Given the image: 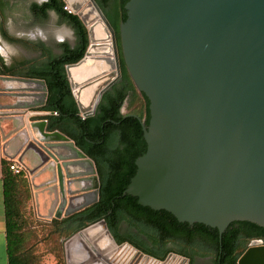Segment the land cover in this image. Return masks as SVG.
I'll use <instances>...</instances> for the list:
<instances>
[{
	"label": "water",
	"instance_id": "95a60500",
	"mask_svg": "<svg viewBox=\"0 0 264 264\" xmlns=\"http://www.w3.org/2000/svg\"><path fill=\"white\" fill-rule=\"evenodd\" d=\"M64 1L88 29L85 55L66 65L87 118L121 78L117 37L96 0ZM126 7L128 19L120 26L124 59L150 99L151 118L148 125L142 121L147 152L137 159L124 195L179 221L217 227L220 235L234 221L264 227V0H129ZM96 28L102 36L96 37ZM92 60L109 67L75 81L72 69ZM0 81V96L15 98L0 104V116L14 121L21 151L50 176L44 185L56 199L49 218L96 202L100 180L93 159L68 135L48 130L42 118L52 114L42 109L46 81L6 74ZM98 82L85 106L81 91ZM96 223L106 226L125 257L162 261L129 242L119 244L104 219L89 226ZM238 264H264V245L247 249Z\"/></svg>",
	"mask_w": 264,
	"mask_h": 264
},
{
	"label": "trees",
	"instance_id": "16d2710c",
	"mask_svg": "<svg viewBox=\"0 0 264 264\" xmlns=\"http://www.w3.org/2000/svg\"><path fill=\"white\" fill-rule=\"evenodd\" d=\"M96 1L115 29L122 75L104 93L93 116L82 118L66 72V65L78 62L85 55L89 45L88 29L77 14L64 9V0L35 2L30 9L39 19H46L50 11L56 12L73 27L74 46L62 43L61 54L54 55L45 45L37 44L40 58L12 65H7L0 54V74L46 81L48 98L42 109L52 114L42 118L48 119V130H60L68 135L96 165L100 180L98 200L65 219L53 218L52 225L56 226L55 234L58 235L55 238H62L73 222L80 223L81 229L104 219L119 244L129 242L157 259L164 260L170 252H175L187 257L188 264H205L207 257L211 264H238L245 249L241 248L239 240L246 228L264 227L250 221H234L220 235L217 227L179 221L165 209H154L141 204L135 195H124L137 173V159L147 152L142 121L149 124L150 99L136 87L124 59L120 26L128 19L126 5L129 0ZM9 7L10 0H0L3 20L7 18ZM1 32L5 38L16 40L4 27ZM125 104L132 111L124 113ZM12 162L4 160L2 177L8 261L9 264H36L26 248L28 235L24 229L27 208H32L38 217L32 206V186L28 174L15 173L10 168ZM199 259L204 262L200 263Z\"/></svg>",
	"mask_w": 264,
	"mask_h": 264
},
{
	"label": "rangeland",
	"instance_id": "374dc122",
	"mask_svg": "<svg viewBox=\"0 0 264 264\" xmlns=\"http://www.w3.org/2000/svg\"><path fill=\"white\" fill-rule=\"evenodd\" d=\"M43 1L10 0L7 18L3 20L0 15V24L5 27L10 35L19 40V42H8L0 34V48H2L3 57L8 64H18L24 60L40 58L41 51L36 48L37 44L47 45L57 52L58 47H56V44L59 39L74 41L73 28L54 11L50 12L46 19H39L32 13L31 4L35 2L42 3ZM0 87H5V84L1 81ZM14 101V97L0 96V104ZM123 111L127 113L132 110L128 104H125ZM25 216L27 225L24 229L26 235H28L26 248L34 256L36 264H68L65 241L80 229L79 226L72 225L75 227L67 228L66 234L57 239L55 238L58 236L55 234L57 232L56 226L52 225L53 218L51 220L38 218L32 208L25 210ZM169 259H172L171 264L189 263L187 257L175 252H170L167 258L162 261L167 262ZM199 262L202 263L204 260L199 259Z\"/></svg>",
	"mask_w": 264,
	"mask_h": 264
},
{
	"label": "crops",
	"instance_id": "0c3cea01",
	"mask_svg": "<svg viewBox=\"0 0 264 264\" xmlns=\"http://www.w3.org/2000/svg\"><path fill=\"white\" fill-rule=\"evenodd\" d=\"M50 12H52V11H50ZM50 12H49V14H50ZM2 27H4V26L2 24H0V34H1L2 38H4L8 42H13L14 40H10V39L5 38L3 36L2 32H1ZM74 33H75V31H74ZM8 34H9V32H8ZM15 41L19 42L18 39H16ZM65 42L74 46L76 43V34L74 37V41H70L67 39H59L57 41V44H56V47H58L57 52L54 51L51 47H49L47 45H45V46L50 49L52 54L60 55L62 52L60 46L62 43H65ZM0 54L2 56L4 55L2 48H0ZM4 61L7 65H9L6 61V59H4ZM14 127H15L14 121H12L9 117L0 116V264H9L8 247H7L5 201H4V187H3V179H2L4 160L19 161V159H20V160H22L21 162H23L26 165V167L29 169L30 172H29L28 176L30 178V182H31V186H32V194H33L32 206L36 210L38 217L51 220V218H49V216H51L54 212L55 199H56L54 197L53 193H49V191H48L49 187L44 185L45 181L50 176L48 174H46V175L40 174L39 170H36L37 162L32 158V155L24 154L23 151H21L22 140H21V138H19L15 135L14 130H13ZM21 157H22V159H21ZM31 172H33V174ZM75 213H73V214H75ZM73 214H71V215H73ZM71 215H67V216L63 215V217L59 218V219H65ZM52 218H55V217H52ZM79 224L80 223H74L73 222V223H71L70 227L72 228V227H75L76 225H79ZM72 225H75V226H72ZM170 264H171V262H170Z\"/></svg>",
	"mask_w": 264,
	"mask_h": 264
},
{
	"label": "bare ground",
	"instance_id": "6f19581e",
	"mask_svg": "<svg viewBox=\"0 0 264 264\" xmlns=\"http://www.w3.org/2000/svg\"><path fill=\"white\" fill-rule=\"evenodd\" d=\"M99 33L96 28V37L102 36ZM108 67L102 61L92 60L81 67L72 69V75L75 81L81 82L99 71L107 70ZM99 83L81 91V100L85 106L91 102V93ZM65 253L68 264H129L131 261L130 264H170V259L167 262L154 260L147 262L146 259L141 258L136 262L132 258H125V255L118 251L113 237L103 223L91 225L69 237L65 241ZM128 258L130 261L127 260Z\"/></svg>",
	"mask_w": 264,
	"mask_h": 264
},
{
	"label": "flooded vegetation",
	"instance_id": "af4514ba",
	"mask_svg": "<svg viewBox=\"0 0 264 264\" xmlns=\"http://www.w3.org/2000/svg\"><path fill=\"white\" fill-rule=\"evenodd\" d=\"M12 64H14V63H11L9 65H12ZM239 244L241 245V248H245L244 251H243V253L247 249H249L250 247H252V246L264 245V229H261V228H252V227L246 228V230L244 231L242 237L239 240ZM207 259H209V257H207ZM207 259L205 260V262H206L205 264H211L212 261H210V260L207 261ZM169 261L171 262L172 259L169 260Z\"/></svg>",
	"mask_w": 264,
	"mask_h": 264
},
{
	"label": "built area",
	"instance_id": "2783aa9c",
	"mask_svg": "<svg viewBox=\"0 0 264 264\" xmlns=\"http://www.w3.org/2000/svg\"><path fill=\"white\" fill-rule=\"evenodd\" d=\"M64 9L68 11L69 13H73L72 8L68 5L65 4ZM57 114V112H55ZM10 168L15 172V173H26L29 174V169L26 167V165L21 162V161H13L10 165Z\"/></svg>",
	"mask_w": 264,
	"mask_h": 264
}]
</instances>
